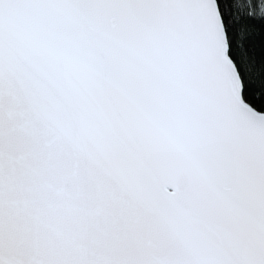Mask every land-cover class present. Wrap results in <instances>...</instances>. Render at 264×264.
I'll return each instance as SVG.
<instances>
[{
	"label": "snow or ice",
	"instance_id": "obj_1",
	"mask_svg": "<svg viewBox=\"0 0 264 264\" xmlns=\"http://www.w3.org/2000/svg\"><path fill=\"white\" fill-rule=\"evenodd\" d=\"M0 264H264V0H0Z\"/></svg>",
	"mask_w": 264,
	"mask_h": 264
}]
</instances>
